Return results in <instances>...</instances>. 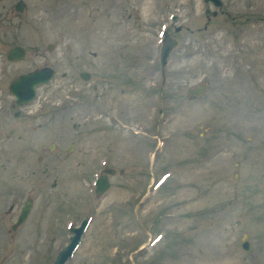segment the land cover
Returning <instances> with one entry per match:
<instances>
[{
    "label": "rangeland",
    "instance_id": "1",
    "mask_svg": "<svg viewBox=\"0 0 264 264\" xmlns=\"http://www.w3.org/2000/svg\"><path fill=\"white\" fill-rule=\"evenodd\" d=\"M14 1H0V45L31 61L13 76L56 74L20 111L13 76L0 81V264H53L86 216L66 264H264V0L209 18L203 0ZM164 26L177 43L163 78ZM103 163L115 173L97 196Z\"/></svg>",
    "mask_w": 264,
    "mask_h": 264
},
{
    "label": "water",
    "instance_id": "2",
    "mask_svg": "<svg viewBox=\"0 0 264 264\" xmlns=\"http://www.w3.org/2000/svg\"><path fill=\"white\" fill-rule=\"evenodd\" d=\"M205 1H212L215 5H218V6L222 4L221 0H205ZM213 14H215V12ZM174 43L175 42L171 41L168 36L165 38L164 45L161 51L162 65L165 64L168 53L171 47L174 45ZM15 51L18 52V50H15ZM52 74L53 73L51 69L45 68L41 70H36L27 75H23L15 82V84L13 85L12 91L16 94V96L19 99L24 98L25 100H29L32 96H34V85L37 83H43V82L48 81L51 78ZM82 76H84L83 73H82ZM205 88H206V84H201L200 86L196 88L189 89L188 94L189 95L201 94ZM19 101L22 102L23 100H19ZM108 172L112 173L113 171L108 170ZM108 185L109 184L107 182L106 176H102V178L99 180V183H98V188H97L98 192L104 191L108 187ZM30 208H31V200H28L26 201L24 207L22 208L20 216L18 217L16 224L13 225L12 227L13 229H15L18 224H20L22 221L25 220V218L27 217L29 213ZM85 224H83L80 230H82ZM245 238H247L246 235H245ZM71 240L72 241L64 249H62L59 252L58 257L56 258L54 264H64L65 260L71 255V252L77 243V239L71 237ZM242 247L245 250H249L250 244L247 239L242 242Z\"/></svg>",
    "mask_w": 264,
    "mask_h": 264
},
{
    "label": "flooded vegetation",
    "instance_id": "3",
    "mask_svg": "<svg viewBox=\"0 0 264 264\" xmlns=\"http://www.w3.org/2000/svg\"><path fill=\"white\" fill-rule=\"evenodd\" d=\"M12 6L15 9L16 8H21L22 11H24L26 9V2L24 0H15L14 2H12ZM19 47H21L23 49V52H24L23 58L21 60H19V61H15L16 58L19 56V54L15 53V54L11 55V57H10L9 51L12 48H19ZM47 48L49 49L50 46L47 45ZM30 50H31V48L29 49V46L23 45L20 42H14L9 47H1V45H0V72H1V74L5 72L3 74V76H0V81L2 83L6 82L8 77L13 76L14 72L10 70V67H11V66H9L10 64H13V63L17 64V63H21V62H30L31 61L29 59L30 58V55H29ZM11 59H14V60H11ZM23 66L24 67H21L23 70L20 71L19 73H16V74L27 73V72L35 69V68H38V67L39 68L40 67H51V68H53L52 66H49V65H41V66L34 67V68H32L31 65L29 67H27V64H24ZM1 69H3V71ZM15 71H17V69ZM10 80L11 79H9L7 81V87H9L8 83L10 82ZM2 87H4V86H2ZM10 106L12 108H16L17 109L15 102H10Z\"/></svg>",
    "mask_w": 264,
    "mask_h": 264
}]
</instances>
